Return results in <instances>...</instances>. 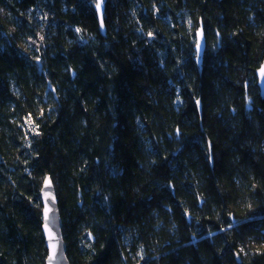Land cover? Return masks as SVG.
<instances>
[{
  "label": "trees",
  "instance_id": "1",
  "mask_svg": "<svg viewBox=\"0 0 264 264\" xmlns=\"http://www.w3.org/2000/svg\"><path fill=\"white\" fill-rule=\"evenodd\" d=\"M103 2L0 0V264L46 177L69 264H264V0Z\"/></svg>",
  "mask_w": 264,
  "mask_h": 264
},
{
  "label": "water",
  "instance_id": "2",
  "mask_svg": "<svg viewBox=\"0 0 264 264\" xmlns=\"http://www.w3.org/2000/svg\"><path fill=\"white\" fill-rule=\"evenodd\" d=\"M97 3H100V9H97L96 6V12L98 15L99 23H100V29L102 33L104 32V26H103V12H104V2L103 0H96ZM199 45V47H198ZM205 50V40L204 35L202 31H199L196 36V53L199 57H201ZM264 67V64L258 69L256 72L257 77V85L260 89V93L263 96L264 95V75H261V68ZM49 181L50 187L45 186V181ZM45 193H49L48 197H45ZM40 199L42 203V234L45 242V246L47 249V258L45 260V264H69L67 257H66V248L65 244L63 242L62 233H61V220L58 212L57 207V199L55 195V191L52 185V182L49 177H46L43 181L42 188L40 191ZM54 201V202H53ZM45 205L50 209L48 211L49 220H45ZM48 224L49 230L52 231L55 240L52 241L55 243L58 241L57 248H56V256L52 261H49V256L52 254V249L50 248V241L48 232L45 230V225Z\"/></svg>",
  "mask_w": 264,
  "mask_h": 264
},
{
  "label": "snow or ice",
  "instance_id": "3",
  "mask_svg": "<svg viewBox=\"0 0 264 264\" xmlns=\"http://www.w3.org/2000/svg\"><path fill=\"white\" fill-rule=\"evenodd\" d=\"M97 9L98 10L100 9V3H97ZM149 35H151V34H149ZM198 47H199V45H198ZM260 71H261V75H264V67H262ZM45 186L50 187L49 181H47V180L45 181ZM48 195H49V193H45L46 198L48 197ZM48 211H50V209L47 207V205H45V220L46 221L49 220V216L47 214ZM45 230L48 232L49 241H50V248L52 249V254L49 256V261H52L56 256V248H57L58 241H56L55 243L52 242L55 240V237H54L52 231L49 230L48 224L45 225Z\"/></svg>",
  "mask_w": 264,
  "mask_h": 264
}]
</instances>
